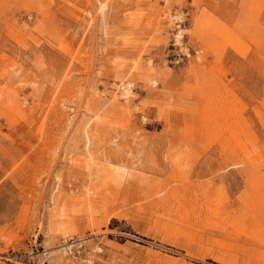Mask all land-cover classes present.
<instances>
[{"label": "rangeland", "instance_id": "374dc122", "mask_svg": "<svg viewBox=\"0 0 264 264\" xmlns=\"http://www.w3.org/2000/svg\"><path fill=\"white\" fill-rule=\"evenodd\" d=\"M0 264H264V0H0Z\"/></svg>", "mask_w": 264, "mask_h": 264}, {"label": "bare ground", "instance_id": "6f19581e", "mask_svg": "<svg viewBox=\"0 0 264 264\" xmlns=\"http://www.w3.org/2000/svg\"><path fill=\"white\" fill-rule=\"evenodd\" d=\"M176 19V18H175ZM179 32V31H178ZM180 37H181V34L180 33H178V34H176V40L178 41L179 39H180ZM130 84H128V86H129ZM124 94L122 95V96H124L125 98H126V96H127V94L129 93V87H125L124 89ZM225 93H226V91H225ZM240 133V132H239ZM71 246H68V247H66L64 250L65 251H69V248H70Z\"/></svg>", "mask_w": 264, "mask_h": 264}]
</instances>
